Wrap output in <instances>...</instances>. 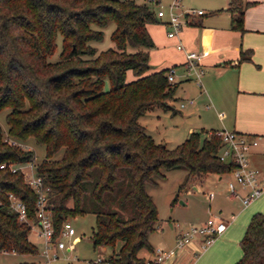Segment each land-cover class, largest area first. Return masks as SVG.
Listing matches in <instances>:
<instances>
[{"label": "trees", "instance_id": "16d2710c", "mask_svg": "<svg viewBox=\"0 0 264 264\" xmlns=\"http://www.w3.org/2000/svg\"><path fill=\"white\" fill-rule=\"evenodd\" d=\"M251 4L231 2V30L244 31ZM156 19L146 0H0V111L9 109L7 132L0 128V165L32 162L33 152L20 146L29 139L45 147L34 169L49 188L55 232L69 218L94 215L92 245L112 249L96 264H154L139 256L141 250L155 254L148 236L157 210L146 187L156 186L165 171H186L181 189L191 179L233 170L218 159L217 136L192 131L168 148L138 123L146 111L175 100L169 69L147 73L148 54L128 51L153 47L146 26ZM109 22L115 24L112 47L97 53L89 42L101 40L99 29ZM58 34L61 52L50 62ZM250 54L242 52L239 62ZM128 71L135 79L126 82ZM8 194L35 219L36 195L24 172L0 169V247L36 256L30 228L9 209ZM239 246L235 264H264V214L252 215Z\"/></svg>", "mask_w": 264, "mask_h": 264}, {"label": "crops", "instance_id": "0c3cea01", "mask_svg": "<svg viewBox=\"0 0 264 264\" xmlns=\"http://www.w3.org/2000/svg\"><path fill=\"white\" fill-rule=\"evenodd\" d=\"M232 1L240 5L252 3L244 9L242 33L230 27L228 9ZM200 2L204 8L196 6ZM181 4L183 9L202 10L204 15L194 16L174 39L167 37L168 27L162 20L156 19L146 26L155 47L149 51L151 66L147 73L174 68L177 72L175 92L178 87H182L184 99L181 103H186L192 100L189 98V87L186 86L192 83L194 76L185 74V52L198 53L199 66L203 70L201 77L207 90H198L196 96L202 102L214 105L223 106L232 100L235 102V118L229 131L257 139V145L249 150V160L251 166L264 175V143H260V140H264V0H181ZM179 42L184 46V51L176 49ZM245 51L251 52L250 60L239 62L241 53ZM206 108H209L208 104ZM211 131L219 129L208 132ZM223 177H226V183L229 178L227 175L210 174L200 179L212 181L215 178L218 183ZM224 194L226 199L238 203V209L229 211L222 218L224 208L222 205L216 207L212 219L226 223L223 233L208 249H202L201 238L193 239L162 264H235L241 258L239 242L252 215L264 214V193L246 207L241 202L243 191L240 190L238 196L229 197L225 186ZM210 211L211 205L208 208ZM243 212L245 214L240 216ZM169 226L173 227L172 224Z\"/></svg>", "mask_w": 264, "mask_h": 264}, {"label": "rangeland", "instance_id": "374dc122", "mask_svg": "<svg viewBox=\"0 0 264 264\" xmlns=\"http://www.w3.org/2000/svg\"><path fill=\"white\" fill-rule=\"evenodd\" d=\"M196 6L204 8L201 2ZM114 28L115 24L109 22L105 27L99 29L102 31V39L89 42V46L94 48L97 53L112 47L111 33ZM154 48H128V51L143 50L148 54V63L151 66L149 51L154 50ZM60 52L61 36L58 34L55 40L54 51L48 57V60L56 62L59 59ZM176 73L175 71V78ZM134 79V75L129 71L126 76V82ZM217 80L219 81L218 78ZM200 81L201 85L197 80L193 79L192 83L186 86L189 87V98H192L193 105H186L183 109L180 108L181 100L184 99V92L182 91V87H178L175 92V100H165L163 106L146 111L138 119V123L145 128L146 133L150 135L155 143L163 144L168 148H174L185 140L190 131L200 132L201 137H206L208 136L207 132L211 129L231 130L235 118V102L233 100L227 101L223 106L214 105L211 102H202L196 95L198 90L204 91L207 90V87L203 77H201ZM108 87V83L106 82L105 88L107 89ZM206 104L209 105L208 109L206 108ZM169 107L173 111H168ZM8 112L9 109L0 111V128L4 133L7 132L5 117ZM218 117L222 119V122ZM260 143H264V140H260ZM20 146L23 149L32 151L34 154L32 162L20 166L25 175H29L30 166L35 167L44 159L45 147L36 144L32 139L20 144ZM62 153L63 151L60 150L54 156V159L60 158ZM186 176V171L181 169L165 171L164 178L157 180L158 184L156 186L147 185L146 187L148 194L156 205L158 218L154 231L148 236V242L153 252L157 249L169 250V247L175 245L176 236L179 231L200 226L208 218L215 217L217 206L222 205L224 208L222 218L227 216L229 211L238 209V203L225 198L226 177H223L218 183L214 180L215 178H212V181L194 178L189 180L180 189L181 185L185 183ZM210 192L216 194L213 199H209L208 194ZM209 205H211L210 213L208 212ZM244 214L245 212L240 214V216ZM68 222L71 225L69 236L61 237L60 240L66 244L70 251H58V258L49 264H96L100 260L106 259L112 253V249L109 247H94L92 245L91 236L95 226L94 215L87 214L69 218ZM170 224L173 227H170ZM28 240L36 247L38 253L36 256L0 253V264H43L44 259L40 256L42 241L35 235L33 230L30 231ZM211 245L212 243L206 245L205 249H208ZM118 247L119 244L116 247V251ZM139 256L150 260L154 257L152 252L149 253L146 250H141Z\"/></svg>", "mask_w": 264, "mask_h": 264}, {"label": "built area", "instance_id": "2783aa9c", "mask_svg": "<svg viewBox=\"0 0 264 264\" xmlns=\"http://www.w3.org/2000/svg\"><path fill=\"white\" fill-rule=\"evenodd\" d=\"M153 9L155 17L165 22L168 27L167 37L174 39L178 37L182 29L190 23L194 16H202V10L183 9L181 0H146ZM176 49L184 51V46L179 42ZM185 74L193 75L194 79L201 84L200 78L203 70L199 66L200 55L193 51L185 52ZM175 69L171 68L167 72V80L170 84H175ZM193 100L181 103L180 108L186 104H192ZM208 135H214L221 139V147L218 153V159L222 163H229L233 166L231 173L226 181L227 195L234 197L243 191L241 202L243 206L250 205L264 193V175L256 168H253L249 160V150L257 145L256 138H250L246 135L236 133L235 131L219 130L208 132ZM15 144V142H12ZM23 164H1L0 169L8 167L11 172L22 171ZM223 176V175H221ZM25 183L36 195L35 219L30 220L25 203L13 194L7 195L8 207L18 217L20 223H25L33 230L35 235L42 241L40 256L44 259L43 264H49L57 259V252L70 249L60 240L61 237H68L71 225L68 221L58 234L52 221L51 206L47 204L49 188L45 186L43 179L35 174L34 166H30V174L25 175ZM209 199L214 197V193L208 194ZM226 229V223L220 219H208L197 227H191L185 231H179L176 236L175 245L172 249H157L154 254V264H162L173 257L176 250L187 246L193 239L201 238L202 249L210 245ZM30 233V232H29ZM204 245V246H203ZM0 253L15 254L13 250H7L0 247Z\"/></svg>", "mask_w": 264, "mask_h": 264}]
</instances>
